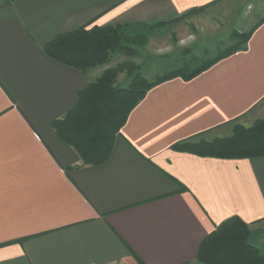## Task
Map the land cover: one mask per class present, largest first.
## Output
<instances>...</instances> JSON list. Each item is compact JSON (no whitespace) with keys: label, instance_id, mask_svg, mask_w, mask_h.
<instances>
[{"label":"crops","instance_id":"obj_1","mask_svg":"<svg viewBox=\"0 0 264 264\" xmlns=\"http://www.w3.org/2000/svg\"><path fill=\"white\" fill-rule=\"evenodd\" d=\"M250 1L0 0V264H204L200 245L233 217L264 251V158L173 149L264 120V1L257 15ZM176 19L225 26L227 36L254 31L244 50L194 79L150 89L108 161L84 164L53 124L109 68L83 73L50 58L46 45L108 26L145 33L152 44L170 37ZM229 42L219 39L224 49L210 58Z\"/></svg>","mask_w":264,"mask_h":264},{"label":"trees","instance_id":"obj_2","mask_svg":"<svg viewBox=\"0 0 264 264\" xmlns=\"http://www.w3.org/2000/svg\"><path fill=\"white\" fill-rule=\"evenodd\" d=\"M128 28H81L59 35L46 45L45 52L53 60L83 73L110 63L115 54H125L134 60L137 49L145 47L148 38L145 33L129 35ZM253 31H234L230 40L236 43L215 58L201 60L196 65V58L184 61L179 68L157 76L153 81H148L142 73V66L133 62L107 69L79 93L75 108L56 121L53 128L76 150L84 164L101 165L110 158L114 142L129 115L150 89L174 78L194 79L220 60L244 50ZM121 73H126L124 85L117 84ZM197 138L202 137L177 143L173 149L223 160L264 158L263 120L256 121L249 128L235 124L228 137L198 141ZM250 238L249 225L233 217L206 237L200 245L198 260L204 264H264V253L251 243Z\"/></svg>","mask_w":264,"mask_h":264},{"label":"rangeland","instance_id":"obj_3","mask_svg":"<svg viewBox=\"0 0 264 264\" xmlns=\"http://www.w3.org/2000/svg\"><path fill=\"white\" fill-rule=\"evenodd\" d=\"M260 1L262 2L264 0H260ZM256 3H257V0H251L249 2V5L247 6V10L251 15H254V14L257 15L259 13V8ZM254 6H256V10L254 9ZM188 17H192V15ZM177 23L179 25L175 27V29L171 31L165 30L164 33L169 32L170 37L166 39L165 38L159 39L156 42H153L152 44L149 41L150 39H147V44L145 45V47L137 49L138 51H137V54L135 55L134 60H132L131 57L125 56V54H120V55L115 54L110 63L104 66H101V67H96L91 70H96V69L98 70L100 68L103 69L105 67L106 68L108 67L109 69H114L127 62H133L135 63L134 65L136 66L137 65L142 66V73L144 74V76L147 78L148 81H153L156 76L163 75L166 72L165 68L169 66H171L172 69L173 68L177 69L183 64L184 61L187 62L188 60H191L194 58H196V62H195V65H196V63H199L201 60L211 59L210 57H212V55L216 53L217 48L224 49L221 47H224L225 45L229 46L227 44L228 42H226L225 45L216 47V43L218 42L219 39L221 38L226 39L228 37L229 39H231L230 38L231 34L230 36H227V33H226V32H229V30L226 31V29L223 28L225 26H216V27L206 28L198 24L195 26V25H191V24L189 25L186 23L183 24V23H180V21ZM222 31H225V33L224 32L222 33ZM215 32H218L219 34L217 33L214 34ZM181 41H184V42L182 43ZM234 42L235 41L230 40L229 43L230 45L231 44L233 45ZM148 48H150L151 50ZM125 83H126V80L119 81L117 84L124 85ZM252 125L250 126L243 125V126L249 128ZM233 126L229 128L228 130H226L225 133H222V134L220 133L219 137L210 138V135H209L205 137L203 136L202 138H197L196 140L197 141L201 139L214 140L216 138L228 137L232 134ZM262 252L264 253V251Z\"/></svg>","mask_w":264,"mask_h":264}]
</instances>
